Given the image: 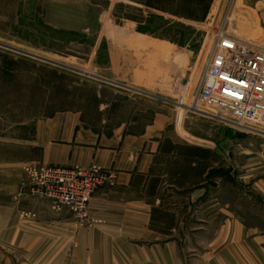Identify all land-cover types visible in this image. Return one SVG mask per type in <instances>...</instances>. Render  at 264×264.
<instances>
[{
	"label": "rangeland",
	"instance_id": "rangeland-1",
	"mask_svg": "<svg viewBox=\"0 0 264 264\" xmlns=\"http://www.w3.org/2000/svg\"><path fill=\"white\" fill-rule=\"evenodd\" d=\"M221 26L264 47V0H0V43L13 48L0 45V155L11 156L12 140L29 138L36 120L55 111L81 108L95 128L129 117L137 130L171 111L184 140L210 146L215 163L217 151L228 154L227 193L248 226L264 220L255 189L264 183V134L238 128L226 109H188ZM0 264L67 262L57 252L0 245Z\"/></svg>",
	"mask_w": 264,
	"mask_h": 264
},
{
	"label": "crops",
	"instance_id": "crops-1",
	"mask_svg": "<svg viewBox=\"0 0 264 264\" xmlns=\"http://www.w3.org/2000/svg\"><path fill=\"white\" fill-rule=\"evenodd\" d=\"M136 123L95 128L81 108L67 109L37 119L29 138L15 137L12 155H0V245L57 252L67 264H264V220L248 226L229 198L228 154L217 151L215 163L210 146L184 140L171 111L139 130ZM31 164L97 165L116 178L81 221L21 192ZM261 180L255 189L264 197Z\"/></svg>",
	"mask_w": 264,
	"mask_h": 264
},
{
	"label": "built area",
	"instance_id": "built-area-1",
	"mask_svg": "<svg viewBox=\"0 0 264 264\" xmlns=\"http://www.w3.org/2000/svg\"><path fill=\"white\" fill-rule=\"evenodd\" d=\"M228 110L238 128L264 134V47L232 36L219 27L213 34L206 64L191 99ZM115 171L97 165L65 167L26 165L21 192L49 199L55 208L66 207L81 221L97 191L114 183Z\"/></svg>",
	"mask_w": 264,
	"mask_h": 264
},
{
	"label": "water",
	"instance_id": "water-1",
	"mask_svg": "<svg viewBox=\"0 0 264 264\" xmlns=\"http://www.w3.org/2000/svg\"><path fill=\"white\" fill-rule=\"evenodd\" d=\"M0 45L2 46H7V45H4L2 43H0ZM7 47H10V46H7ZM12 48V47H10ZM13 49V48H12ZM15 49V48H14ZM15 50H18V49H15ZM19 52H22V53H25V54H28L32 57H35V58H38V59H41V60H44V61H47V62H50L52 64H55L57 66H61L63 68H66V69H70L72 71H75L77 73H80V74H84V75H88V76H91V77H94L96 79H99V80H102V81H106V82H110L109 80L105 79V78H102L100 76H97V75H94L92 73H90L89 71H84V70H81V69H78V68H75V67H72V66H68L66 64H63V63H60V62H56V61H53V60H50V59H47V58H44L42 56H38V55H35V54H31V53H28V52H24V51H21V50H18ZM116 84V83H115ZM119 85V84H118ZM179 106L183 107V108H186V104H178ZM198 111V110H197Z\"/></svg>",
	"mask_w": 264,
	"mask_h": 264
}]
</instances>
